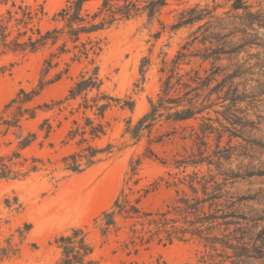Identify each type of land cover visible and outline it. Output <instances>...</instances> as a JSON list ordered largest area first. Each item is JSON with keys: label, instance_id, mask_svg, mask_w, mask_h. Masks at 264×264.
<instances>
[{"label": "rangeland", "instance_id": "374dc122", "mask_svg": "<svg viewBox=\"0 0 264 264\" xmlns=\"http://www.w3.org/2000/svg\"><path fill=\"white\" fill-rule=\"evenodd\" d=\"M74 1L0 0V22L9 39L25 32L18 38L25 41L35 39L37 29L42 34L61 29L55 43L0 55V163L11 171L0 176V264H61L57 239L73 229H81L92 247L83 264H219L234 251L205 246L193 234L199 224L186 222L194 216L184 220L180 212L181 199L203 197L196 182L197 193L191 190L190 179H229L225 189L239 199L233 209L244 219L207 235L239 237L241 231L234 230L241 227L243 241L255 249L244 264H264V0H242L246 9H233L235 0H165L153 15L144 8L149 0H110L113 8L126 1L140 10L129 18L117 14L110 26L81 32L72 41L59 12ZM102 2L84 1L80 15L98 22L104 14L92 16ZM189 17L197 18L178 25ZM82 44L87 54L80 53ZM217 47L232 52L215 61L203 58ZM213 65L219 71L198 91V102L236 73L211 94V108L185 121L161 116L131 133L150 111V101H157L167 76L172 74V82L182 76L195 87L194 73L203 79ZM90 76L99 87L72 96L71 88ZM102 95L115 100L100 115L96 103L106 101ZM231 112L250 123H233ZM200 116L223 131L218 148L217 130L205 138L206 145L195 140ZM98 124L103 133L95 137L90 125ZM26 139L30 142L23 145ZM89 145L102 149L94 164L80 172L67 168L64 158L85 153ZM223 148H230L228 158L221 157L217 166L214 152ZM207 156L211 163L193 162ZM117 199L137 207V217L115 213V224L103 231V213L115 210Z\"/></svg>", "mask_w": 264, "mask_h": 264}, {"label": "trees", "instance_id": "16d2710c", "mask_svg": "<svg viewBox=\"0 0 264 264\" xmlns=\"http://www.w3.org/2000/svg\"><path fill=\"white\" fill-rule=\"evenodd\" d=\"M84 1L86 0H75L72 4H70L66 8H63L59 12V15L62 16V19L66 21V26L69 28L67 34L70 36V38H72V41H77L81 32H91L103 29L104 27L110 26L117 19L129 18L137 14V12L140 10V8L135 3L125 1L122 6L113 8V4L110 3V0H103L99 8V12L93 14L92 20H94L101 14L104 15L98 22H89L86 21L85 16L80 15V11L82 9V4ZM164 4L165 0H149L144 8L148 9L149 15H153L155 11L159 10ZM243 4L244 2H242V0H235L233 3V9H246L247 6ZM194 11V9H191L189 13L192 14ZM117 14L120 15L119 18L116 17ZM248 15L251 14L249 13ZM24 16L30 18V12L24 13ZM195 18L197 17H189L185 21H180L178 25L187 23L188 20L193 21ZM60 32L61 29H53L47 30L42 34L40 30L37 29L38 36L35 39H33L31 36H28L25 41H19V36L25 35L26 33H19L13 39H9L10 32H8L7 27L0 22V55L4 52L5 49H29L35 51L44 46L49 40L51 41V43H55ZM83 45L84 44H82V51L80 49V53L87 54L88 50L85 48V45ZM92 48L93 46L90 47V49ZM226 52H232V50L226 51L224 47H217L215 49H211V51L208 53H204L202 56L204 59L213 57L215 61L219 59L220 54ZM182 56L183 54H180L178 58ZM177 60H174L173 63L176 64ZM47 64L49 66L50 61H47ZM173 67L174 66H172L170 72H172ZM218 71L219 67L213 65L211 73L203 79H201L198 76V73L195 72L194 76L190 78L191 81L196 82L197 85L195 87H191L188 82H182V76L176 78L175 82H172V74L167 76L166 80L164 81L161 93H159L158 95L157 101H150V111L140 118L137 126L134 129H131V133L136 134L137 128L142 129V127H151L154 120L161 116H165L166 120H172L175 122L185 121L188 119H196L197 115H201L206 109H209L211 108V106H213V102H210L211 94L213 92H217L220 88H222V85L225 83V79L233 77V75L236 73L234 72L233 74L226 76L224 80L211 87L208 90V93L204 96V99L198 102L199 98L202 96V94L198 91L208 88L210 83L214 79V75ZM95 73L96 72H94V74ZM99 85L100 82L96 79V77L90 76L86 79H81L80 81H78L75 86L71 88L70 94L72 96H76L87 88H92L94 86L99 87ZM178 90L185 91L182 95H170L171 91L176 92ZM227 94L228 92H225V96ZM102 96V98L106 101L100 104L96 103L100 115H103L105 109L110 106V100H115L112 97L106 95ZM30 97L31 96H29L28 99H30ZM235 98H238V96H236ZM229 110L230 108H228L226 112ZM229 118H232L234 120L233 123H242V126H246L247 123H250L246 120L240 122L241 118L235 116V114L233 113L231 114V117L229 116ZM200 119L203 122L200 124V132H195V140L199 141V145H206L207 142L205 141V138L208 136V134L216 131L217 129L209 123L211 121L209 117L205 118L203 116H200ZM89 123L91 122L89 121ZM222 132L223 131L217 130V148L219 147ZM102 133L103 127L100 124H98L97 126L90 125V134L97 137ZM82 134H84V131H82ZM83 140L85 139H82V141ZM29 142L30 140L26 139L22 144L27 145ZM108 147L110 146L108 145ZM84 150L86 152L83 154L75 153L64 158L67 168L75 172H80L86 167L94 164V162L97 160V155L102 151V149H98L90 145L85 147ZM229 151L230 148H223L217 149L214 152V155L218 156V159L215 161L217 166H220L219 160L221 157L224 156L225 158H228L225 153H228ZM202 154L203 152H200V155ZM81 161H83V163ZM202 161L211 163L212 159L207 156L201 157L199 161L193 162L197 163ZM181 163L186 162L182 161ZM82 164H84V166H81ZM9 172L11 171L6 169V165L4 163H0V176H6ZM228 180L229 179H223L222 181L218 182L216 179H190L189 187L191 188V190L194 193H197V188L194 186V183L196 182L201 186L203 197L181 199L183 207L180 209V212L185 214L184 220L190 214L194 216V219L188 221L186 220V222H188L190 226L199 224V227L193 230V234L195 233L199 237L203 238V240L205 241V246H209L212 251H217L218 245H220L223 249L230 248L234 251V255L232 256L223 255L224 259H222L219 264H226V260L230 258H233L231 264H244V260L248 257H251V253H254L255 249H249L247 247V244L243 241L244 233L242 232L241 227H236V229L234 230L235 232L241 231V236L239 237H230V233L223 234L221 237L207 235V232L220 227V225H225L226 230L227 226H229L230 224L238 225V219H244L243 214H241L238 209H233L239 199L234 200V196L225 189ZM221 199H223V202L220 201ZM206 203L207 211L204 210ZM113 207H115V210L103 213V231H106L110 225L115 224V213L121 214L127 218H133L137 217V214L139 212L137 207L128 205L126 202H120L118 201V199L114 202ZM229 217L232 218V220H227V218ZM219 219L222 220V222L216 223V221H218ZM233 219L237 220L234 221ZM160 223H162V226L167 224L163 221H161ZM204 225H206L204 228H200ZM166 233L167 239L171 241L172 232L166 230ZM203 233L205 234L204 236H202ZM232 240H236V244H233ZM57 242L60 243V246L62 248L63 258L61 260V264H83L85 257L90 255L92 252V247L86 242L85 236L81 229H73L70 234L61 235L57 239Z\"/></svg>", "mask_w": 264, "mask_h": 264}]
</instances>
